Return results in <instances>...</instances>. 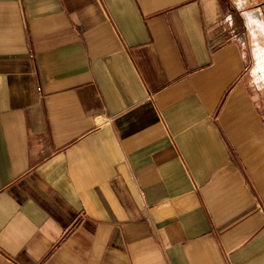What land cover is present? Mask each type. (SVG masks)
I'll return each mask as SVG.
<instances>
[{"label":"crops","instance_id":"0c3cea01","mask_svg":"<svg viewBox=\"0 0 264 264\" xmlns=\"http://www.w3.org/2000/svg\"><path fill=\"white\" fill-rule=\"evenodd\" d=\"M262 25L264 0H0V264H264Z\"/></svg>","mask_w":264,"mask_h":264},{"label":"rangeland","instance_id":"374dc122","mask_svg":"<svg viewBox=\"0 0 264 264\" xmlns=\"http://www.w3.org/2000/svg\"><path fill=\"white\" fill-rule=\"evenodd\" d=\"M255 33H256V37H257V39L259 40L258 41V44L261 46V48L264 50V25H262V26H256V30H255ZM253 65H254V56H253V58H252V62H251V70H250V72H251V74H250V72H249V74H250V76H251V79H253V73H252V67H253ZM257 65V64H256ZM257 69H259L258 67H257ZM262 74H264V71L262 70V72L260 73H256L255 75H256V79L257 80H263L264 79V77H263V75ZM262 77V78H261ZM260 85H263L262 83H260Z\"/></svg>","mask_w":264,"mask_h":264},{"label":"bare ground","instance_id":"6f19581e","mask_svg":"<svg viewBox=\"0 0 264 264\" xmlns=\"http://www.w3.org/2000/svg\"><path fill=\"white\" fill-rule=\"evenodd\" d=\"M255 56H256V64H257V67L258 68L263 67V69H264V51H263V49H260L259 48L256 51ZM262 75L264 77V74H262Z\"/></svg>","mask_w":264,"mask_h":264}]
</instances>
